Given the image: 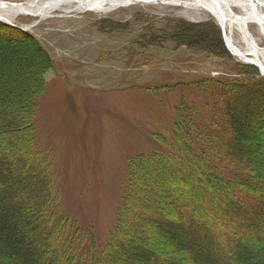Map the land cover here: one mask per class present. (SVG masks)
<instances>
[{
	"label": "trees",
	"instance_id": "1",
	"mask_svg": "<svg viewBox=\"0 0 264 264\" xmlns=\"http://www.w3.org/2000/svg\"><path fill=\"white\" fill-rule=\"evenodd\" d=\"M200 46L228 56L219 35L215 45ZM50 67L31 35L0 23L2 81L19 72L24 83L10 92L20 97L14 110L0 87V131H9L10 142L4 149L0 136V264H128L124 256L159 263L158 254L135 245L152 239L161 247L167 239L183 259L172 255L165 264H264V77L254 67L237 65L233 78L198 82L192 98L176 103L170 127L151 139L155 148L129 161L126 191L103 247L91 227L64 209L55 167L36 149V100ZM241 109H249L254 125ZM13 135L23 141L12 143Z\"/></svg>",
	"mask_w": 264,
	"mask_h": 264
},
{
	"label": "rangeland",
	"instance_id": "2",
	"mask_svg": "<svg viewBox=\"0 0 264 264\" xmlns=\"http://www.w3.org/2000/svg\"><path fill=\"white\" fill-rule=\"evenodd\" d=\"M11 21L17 30L31 35L51 61L43 73L45 90L36 100V149L55 167L64 209L79 225L92 228L100 247L116 224L129 161L155 148L152 137L167 131L176 103L192 98L190 88L211 77L233 78L237 65L254 67L263 75L256 65L227 50L218 22L199 9L129 2L104 13L74 8L44 18L18 16ZM217 34L228 52L225 58L212 56L200 46L215 45ZM188 35L194 37L184 44ZM195 35L205 36V42H198ZM16 74L12 82L2 81L0 75L1 93L9 91L8 110L18 108L20 97L10 96L22 83L23 73ZM27 80L35 83L33 78ZM248 110L241 109V117L254 125ZM8 132L0 131L4 149L10 146ZM11 141L20 144L23 139L13 135ZM259 143L264 146V135ZM154 241L135 243L147 253L158 254L161 263L152 264H165L172 255L183 261L170 250L167 239V247ZM121 259L128 264L149 263L143 258L137 263L125 256Z\"/></svg>",
	"mask_w": 264,
	"mask_h": 264
},
{
	"label": "bare ground",
	"instance_id": "3",
	"mask_svg": "<svg viewBox=\"0 0 264 264\" xmlns=\"http://www.w3.org/2000/svg\"><path fill=\"white\" fill-rule=\"evenodd\" d=\"M129 2H161L207 12L220 25L235 57L256 65L264 76V46H260V42L264 45V0H23L0 2V19L12 22L18 16L44 18L74 8L104 13Z\"/></svg>",
	"mask_w": 264,
	"mask_h": 264
},
{
	"label": "water",
	"instance_id": "4",
	"mask_svg": "<svg viewBox=\"0 0 264 264\" xmlns=\"http://www.w3.org/2000/svg\"><path fill=\"white\" fill-rule=\"evenodd\" d=\"M0 21H3V20L0 19ZM6 24L13 26L10 22H7ZM13 27H15V26H13ZM222 34H223V39H224V33H223V31H222ZM224 41H225V39H224ZM225 46H226L227 50H228L233 56H235V55L230 51V49L228 48V46L226 45V43H225ZM251 65H252V64H251ZM260 76H263V75H260ZM263 77H264V76H263Z\"/></svg>",
	"mask_w": 264,
	"mask_h": 264
}]
</instances>
